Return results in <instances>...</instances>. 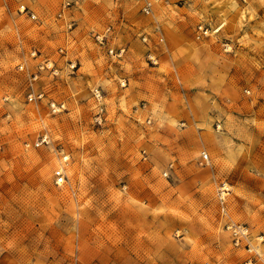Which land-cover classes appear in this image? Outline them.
Returning <instances> with one entry per match:
<instances>
[{
    "label": "rangeland",
    "instance_id": "obj_1",
    "mask_svg": "<svg viewBox=\"0 0 264 264\" xmlns=\"http://www.w3.org/2000/svg\"><path fill=\"white\" fill-rule=\"evenodd\" d=\"M141 6L0 0V264H264V0H153L148 15ZM167 30L205 58L182 65L173 54L153 69ZM42 59L59 76L39 77L44 98L29 102ZM167 82L174 98L211 92L221 112L200 99L163 112Z\"/></svg>",
    "mask_w": 264,
    "mask_h": 264
},
{
    "label": "crops",
    "instance_id": "obj_2",
    "mask_svg": "<svg viewBox=\"0 0 264 264\" xmlns=\"http://www.w3.org/2000/svg\"><path fill=\"white\" fill-rule=\"evenodd\" d=\"M163 35L166 36L165 40L167 42L165 48L162 50V48L160 47L161 51L157 52L156 56H157V62H158V67H154L153 69H158L159 65L162 64L163 62L173 59V54H177V56H180L178 58L181 59V64L183 65L184 63H193L196 64L195 62V58H202V60L205 58V55L208 53L209 50H207L205 47L202 46H192V44L187 43V41H185V45L183 44L184 40L182 39H178L181 38L180 35H177L176 32L167 30L166 32H163ZM173 38H177V43L179 42V44L174 45L171 42L173 41ZM170 39L171 42H170ZM203 39V38H201ZM135 49H138L137 46H135ZM158 49V48H157ZM168 58V59H167ZM193 66V65H192ZM80 68L77 69V71ZM142 72L141 74H144L143 72L145 71L144 69H141ZM211 74L210 71L209 73L206 74L205 78H204V82L207 85H210L213 83L211 79ZM144 77L141 75V78ZM217 76H214L212 78H216ZM83 78V77H82ZM165 81H168L166 78H164ZM217 80H220V77L217 78ZM189 82H191L193 84V80H190ZM91 83L92 85L95 84L94 80L91 79ZM100 83L104 84V82ZM143 86H145L144 82H141V88H143ZM166 86L171 89L172 92H170V90H168V93L163 96V101H162V106H163V112H190L186 110V107H191V106H195V101H198L199 99L203 102V105L207 108V112H221V110L219 109H214L213 106H211V101L210 98L214 99L216 101L217 98H215V95H213L211 92H207L205 93V97H196L198 96L197 93L196 94H189V93H184L182 95V97L177 96L176 98L173 97L174 95V91L171 87V85L167 82ZM143 90H141V98L144 96L149 98V95H147L146 92H143ZM147 99V98H146ZM219 99V98H218ZM220 100V99H219ZM217 102V101H216ZM217 105L220 107V105L217 102ZM145 106V105H144ZM212 109V110H211ZM190 110V109H189ZM211 152L213 155L217 154L216 149H212L211 148Z\"/></svg>",
    "mask_w": 264,
    "mask_h": 264
},
{
    "label": "built area",
    "instance_id": "obj_3",
    "mask_svg": "<svg viewBox=\"0 0 264 264\" xmlns=\"http://www.w3.org/2000/svg\"><path fill=\"white\" fill-rule=\"evenodd\" d=\"M140 2L142 3V6L140 8V11L145 14L148 15L151 12L152 9V5H153V0H140ZM70 2L65 3V6H69ZM19 12H26V8H24L23 6L20 7ZM30 18L34 19L35 16L34 14H30ZM208 35V29L204 28L203 26H198L197 27V39H201L204 38L205 36ZM96 39L102 43L103 39H106L105 36L99 37L97 36ZM143 40L145 41V38H143ZM109 55L114 56L116 58H121L123 53H124V49H118V50H108ZM32 57L36 56V52H32L31 53ZM69 67L71 69H73L75 66L73 64L69 65ZM19 70L23 69V65H19L18 66ZM42 75L45 76H51V77H58L59 76V69L55 66L54 62L50 61L49 59H42L39 62H37V64L35 65V71L33 73L30 74V80H29V85H28V93H27V100L29 102L33 101V100H41L44 98V92H42L41 90H38L37 92H35L33 84L35 83V81L41 77ZM92 99L95 103V117H94V121L99 125L101 124V121L103 120L104 117V113H105V108H104V104H103V95L101 94V92L98 89L93 90L92 92ZM50 108L52 110V112H56V111H61L63 109V105H58L56 106V104L54 102L50 103ZM41 143H46L45 138H41L40 142H37L35 144V146H38ZM201 158L203 161H208V155L203 153L201 155ZM68 161V157L67 156H63L61 158V162L59 164V166L54 170V185L57 187H61L64 185V183L66 182V173H65V167L64 164H66ZM164 175H167L166 173ZM246 264H250V263H246Z\"/></svg>",
    "mask_w": 264,
    "mask_h": 264
}]
</instances>
